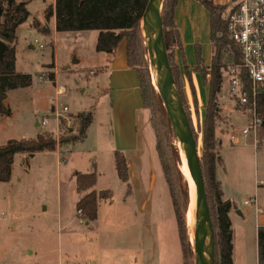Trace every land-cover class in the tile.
Returning <instances> with one entry per match:
<instances>
[{"label":"rangeland","instance_id":"obj_1","mask_svg":"<svg viewBox=\"0 0 264 264\" xmlns=\"http://www.w3.org/2000/svg\"><path fill=\"white\" fill-rule=\"evenodd\" d=\"M237 1L239 0H224V3L230 5ZM43 8L42 0H30L27 6L31 14ZM30 20L28 16L27 21L24 24L21 23L15 70L18 73L30 74L32 81L29 86L10 89L6 92L5 99L9 114H0V146L9 139L33 137L35 133H52L56 123L51 106L59 109L62 106L67 108L68 118L72 123L69 127L74 128V131L78 127L77 121L73 119L75 114L89 111L92 108L91 105L94 106L95 94L90 88L93 76H89L90 63H87L90 46L94 39L90 40L87 36H81L84 34L75 32H59L53 41L52 37L47 38L41 35L30 37L29 31L25 30ZM47 30L48 28L44 32ZM95 32L96 30H89L86 33ZM201 42H204L205 48L208 46V39H201ZM31 44L34 45L33 49L30 48ZM39 44L43 47L41 48ZM78 58L81 60L76 62ZM142 59L153 85V55L145 40ZM50 73L55 75V83L49 78ZM58 85H63L66 91L56 94L55 89ZM154 90L157 103L163 112L165 131L177 147L168 114L155 87ZM187 90L189 89L185 88V91ZM194 93L189 90L188 100L184 101L191 114V124L197 136L200 156L204 108L200 107L198 110L197 99L196 107L194 106L192 99ZM204 95L207 96V91H203ZM194 96L196 97V94ZM148 104L150 113L154 100H149ZM216 106L218 110H222L220 113L225 114L220 116L217 113L216 117L217 138L219 134L221 135V142L218 145V153L222 158L221 167L225 169L227 167L230 173L235 170L242 171L241 180L239 178L234 180L236 192L233 197L236 201L240 197H254L255 180H262L264 183V143H258L254 147L253 137L250 134V136L241 134L245 119L229 97L228 77L225 73L217 94ZM43 118L48 120L47 124L35 126V123H39ZM62 120L65 121L64 118ZM58 128L59 131L54 136L56 139L62 137L60 127ZM138 130L142 147V167L139 169L138 163L131 167L129 187L120 181H117L114 187L113 181L107 178L105 189H110L113 195L100 206L102 221L99 225L82 221L76 216L75 202L80 195L75 190L73 173L75 170L78 171L77 168L81 170L78 172L82 173L87 168L81 165V160L76 154H73L71 163L68 159L65 162L62 159L63 156L58 157L54 151L37 152L33 155L16 154L12 163L10 180L0 182V264H87V260L94 263L97 258V242H103L106 245L101 251L104 254L107 249L108 258L113 243H119L115 248L118 251L115 261L118 264H125L128 257L123 261L121 253L129 247L121 242L127 241L130 246L135 243L139 245L144 240L145 232L141 231L137 225L132 228L120 225L114 227L105 221L107 208L110 205L115 210L134 209L137 217L142 218L140 203L145 199L149 205L148 209L156 211L160 218L173 217L171 198L155 150L150 120L141 121ZM231 136L235 137L234 144L229 141ZM263 137L264 129L257 134V140L261 141ZM66 146V144L58 146L55 150H61ZM239 161L242 162L241 165ZM179 169L188 183L181 157ZM139 170V180L143 185L137 188L133 177ZM188 189V203L184 216L192 251L189 261L190 264H194L191 226L186 219L192 193L189 184Z\"/></svg>","mask_w":264,"mask_h":264},{"label":"trees","instance_id":"obj_2","mask_svg":"<svg viewBox=\"0 0 264 264\" xmlns=\"http://www.w3.org/2000/svg\"><path fill=\"white\" fill-rule=\"evenodd\" d=\"M177 1L163 0L162 33L176 89L193 131L191 114L189 108H186L179 72L172 64V50L175 47L180 49L179 35L173 21V11ZM200 1L209 13V40L212 46V56L208 66L203 65L200 48L195 47V70L200 75L202 84L207 88L201 130L200 166L213 228L214 264H233L231 257L232 229L228 216L229 211L233 208V203L222 198L220 181L217 178V166L222 164V159L218 153L220 142L216 131V102L223 74L229 65L240 63V52L227 35V23L224 18L227 5L216 4L213 0ZM29 2L30 0H0V40L5 43V50L0 59V114L3 115L9 114L7 107L2 105V101L6 98V92L10 89L29 86L32 81L30 74L18 73L15 70L16 29L29 16V11L26 8ZM146 3L147 0H54L53 6H46L45 18L48 19L54 14L56 32L96 30L98 32L95 41L96 51L112 53L117 44L122 39L125 40L126 61L128 66L137 72L144 107L148 109V101L154 100L149 120L154 133L155 150L171 198L183 264H190L192 251L184 216L188 203V185L179 169L178 149L165 131L163 112L157 103L154 87L142 59L144 39L141 32V19ZM32 25L42 30L35 19L32 21ZM186 75L189 84H191L189 73L186 72ZM49 78L53 80L52 73L49 74ZM243 78L246 80L245 74H243ZM190 90L191 93H194L192 85ZM194 94H192V99L196 107ZM256 101L258 114L264 122V94H259ZM73 119L78 124L75 131L74 128L64 125L65 121L59 120L57 128L60 127L62 137L58 139L51 133H37L33 137L9 139L1 145L0 182L10 180L12 163L16 154L33 155L37 152H51L55 151L58 146L81 141L92 121V110L79 112ZM193 135L197 141L194 131ZM114 166L119 179L122 182H127V162L121 153H115ZM73 176L75 190L80 195L75 203L76 216L82 221L93 222L97 217L98 204L111 199L113 193L110 189L98 191L94 189L96 182L94 170L85 173L74 172ZM257 243L258 264H264V227L258 228Z\"/></svg>","mask_w":264,"mask_h":264},{"label":"crops","instance_id":"obj_3","mask_svg":"<svg viewBox=\"0 0 264 264\" xmlns=\"http://www.w3.org/2000/svg\"><path fill=\"white\" fill-rule=\"evenodd\" d=\"M42 2L44 8L41 11L32 12L31 14L28 10L29 19L31 18V20L25 30L29 31L30 37L41 35L47 38L52 37L53 41L59 32L55 31L54 14L48 19L45 18V8L48 5L53 6L54 0H42ZM213 2L226 5L224 0H213ZM34 19L39 22L42 30L48 28L47 32L33 27L32 21ZM26 21L27 19L22 24ZM173 21L179 35L180 49L175 47L172 50V64L179 72L185 100H188V93L192 85L196 94L198 110H200V107L204 108L207 100V96H203V91H207V88L202 84L200 75L195 70V47L200 48L202 63L208 66L212 56V46L209 40V13L200 0H178L173 11ZM22 24L16 29L15 63L19 44L18 34ZM87 31H75V33L84 34L81 36H87L90 40L91 38L94 39L87 59V63H90L88 72L93 71L92 74L89 73V76H93L90 88L95 94L94 106L91 105L92 121L81 141L68 144L65 148L54 152L58 154V157L62 155L65 162L68 159L69 163L72 162L73 154H76L81 160V165L87 166L85 172L94 170L96 173L94 189L97 191L107 187V178L109 181H113L114 187H116L117 181L125 183L129 187L131 167L137 165V163L139 169L142 167V147L138 125L141 121L149 119V111L143 105L137 72L127 64L125 40L122 39L112 53L96 51L95 41L98 32L86 33ZM201 39H208L206 48ZM39 45L42 46V44ZM30 48L33 49L34 45L31 44ZM80 60L81 58H78L76 62ZM186 72L189 73L191 84H189ZM53 82H56L55 75H53ZM58 87L65 89L63 85H58L55 93ZM185 88L189 90L185 91ZM220 111L222 110L217 109L220 116H225ZM38 125V122H36L35 126ZM57 131L56 124L51 134L56 136ZM220 136L219 134V142H221ZM244 145L247 144L244 143ZM252 145L256 147L253 138ZM116 152L121 153L127 162V182H122L117 175L114 166ZM239 163L241 165L242 162L239 161ZM77 170L81 171L79 168ZM78 171L75 170L74 172ZM139 174L140 170L133 177L137 188L139 185H143L139 180ZM240 177H242L241 170L230 173L227 167L225 169L221 165L217 166V178L220 181L222 198L233 203V208L228 213L232 229V262L233 264H258L257 231L259 227H264V183L262 180H255L254 196L260 208V211L257 212L254 206L245 205L241 202L244 197H240L238 201L233 197L236 192L234 180L240 179ZM102 202L104 201H101L97 206V217L93 221L97 225L102 221L100 215ZM148 208L149 205L146 200H142L140 203V209L143 213L142 218L137 217L134 209L115 210L112 205L107 208V220L105 221L114 225V227L120 225L132 228V226L137 225L141 228V231L145 232L144 240L139 245L135 243V245L130 246L127 241L121 242V244H126L129 247L124 253H121L123 261L128 257L125 264H183L173 208V217L167 216L165 219L160 218L156 211ZM118 244L113 243L108 258L107 249L104 254L101 251L106 245L103 242H97L96 261L92 263L91 260H87V264H118L115 261V255L118 253L115 248Z\"/></svg>","mask_w":264,"mask_h":264},{"label":"water","instance_id":"obj_4","mask_svg":"<svg viewBox=\"0 0 264 264\" xmlns=\"http://www.w3.org/2000/svg\"><path fill=\"white\" fill-rule=\"evenodd\" d=\"M162 3L163 0H147L141 19V32L153 55V85L168 114L177 149L179 151L180 148L183 152L193 181L195 216L191 227V238L194 264H214L213 228L204 189L200 156L187 113L176 89L164 45L161 23ZM4 50L5 43L0 40V59ZM2 105L7 107L6 99L2 101Z\"/></svg>","mask_w":264,"mask_h":264},{"label":"built area","instance_id":"obj_5","mask_svg":"<svg viewBox=\"0 0 264 264\" xmlns=\"http://www.w3.org/2000/svg\"><path fill=\"white\" fill-rule=\"evenodd\" d=\"M224 18L227 35L240 52V63L229 65L225 72L228 77V94L245 119L241 134H250L255 145L264 143V137L261 141L257 140V134L264 129V122L258 114L256 101L259 94H264V0H239L227 5ZM89 73L92 74L93 71ZM243 74L246 75V80ZM64 91L63 87L56 90L57 94ZM51 112L56 124L64 118L66 126H70L65 106L60 109L52 107ZM47 121L43 118L38 124L45 126ZM229 141L234 144L235 137L231 136ZM241 202L260 211L255 196L242 198Z\"/></svg>","mask_w":264,"mask_h":264},{"label":"bare ground","instance_id":"obj_6","mask_svg":"<svg viewBox=\"0 0 264 264\" xmlns=\"http://www.w3.org/2000/svg\"><path fill=\"white\" fill-rule=\"evenodd\" d=\"M179 154H180L181 160L183 161L184 171H185V175H186V178H187V181H188L187 184H189V186L191 188V192H192L191 193V197H190V201H189V204H188V207H187V211H186L187 223L192 227L193 221H194V216H195V198H194L193 181H192V178H191V175H190V171H189V168L187 166L184 154H183V152L181 151L180 148H179ZM191 237H192V235H191Z\"/></svg>","mask_w":264,"mask_h":264}]
</instances>
